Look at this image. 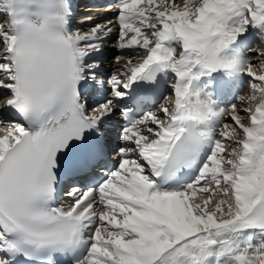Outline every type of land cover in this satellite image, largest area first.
Returning <instances> with one entry per match:
<instances>
[{"label":"snow or ice","instance_id":"obj_1","mask_svg":"<svg viewBox=\"0 0 264 264\" xmlns=\"http://www.w3.org/2000/svg\"><path fill=\"white\" fill-rule=\"evenodd\" d=\"M141 2L104 6L118 9L116 60L126 63L120 78L97 81L111 28L73 30L72 0H0V90L18 118L0 120V264H264V63L259 75L250 63L264 52L245 55L264 42V0ZM162 83L171 110L120 107L134 85ZM87 88L102 96L95 106ZM117 109V163L94 187L73 183L69 206L57 207L65 180L103 167ZM197 192L208 198L194 202Z\"/></svg>","mask_w":264,"mask_h":264},{"label":"rangeland","instance_id":"obj_2","mask_svg":"<svg viewBox=\"0 0 264 264\" xmlns=\"http://www.w3.org/2000/svg\"><path fill=\"white\" fill-rule=\"evenodd\" d=\"M176 3L179 4V2H177V1H176ZM146 7H148V5ZM79 10H81V9H79ZM97 11L98 10L87 9L86 11L84 10V13L82 14V16L84 17V19L86 17H91V19H86V20L87 21L90 20L92 22L91 23L92 25L100 24L102 26V22L105 20V17H102V15L97 14L98 13ZM86 20H84V21H86ZM91 24H90V26H92ZM0 28H2L4 30L6 29V27L4 25L0 26ZM130 36H131V34H129V36L126 37V39L130 38ZM109 48H110V51L108 53L109 54V58H107V62L106 63H107V65H110V69H109L110 72L107 73V76H111L112 75V72H113L114 74H118L119 77H120L121 76V72L123 71V66L126 63V58L125 59H121L119 61L116 60V57L118 55H121V52L117 48V38H115L109 44ZM254 48H255V51H253V52H247V55H250V56L255 57L257 52H264V42H261V44H259V47L256 48L254 46ZM132 51H133L132 49H125V50H123V52L125 54H128V53H130ZM132 59H133V62L135 63L137 59H140V57L133 56ZM250 63H252L253 65H256L257 66L254 70L259 75L260 74V66L264 62H262L259 58H256V59L251 60ZM112 66H113V68H112ZM249 91L251 92V89L250 88H247V90L243 91V94L244 95H248V94H250ZM167 96H168V99H171V100L174 99V95L172 93H169ZM0 102H1L0 103V106H1V104L3 105V103L5 102L3 96L1 97ZM164 106L168 107L170 110L172 108V107H169L168 104H166ZM242 108H243V105H241V104H239V102H237V112H240ZM157 111H159V110H157ZM152 112H154L156 114L158 113V112H156V110L155 111H152ZM159 112L161 113V111H159ZM225 114H227V116L232 115V113H231L230 110H228L227 112H225ZM5 116H6L7 120H9L8 114L7 115L4 114L3 108L0 107V120H6ZM242 122L243 123H247L248 122L247 121V118L246 117H242ZM7 127L8 126L6 124L0 123V136H3V135L6 134ZM234 127H235V125H230V127L228 129L220 128V130L218 131L219 138H220V132L221 131H229L230 132L232 130V128H234ZM239 138L240 137H237V139H239ZM225 143H226V148H228V150H230V146L232 144V140L229 139ZM224 155L225 156L227 155V151L224 153ZM208 195H209V193H200V192H197L196 195H195V197H194V202H202L204 199H207L208 198ZM214 204H215V201H211L209 203V211L212 210ZM103 211H104V209L102 207L101 213ZM102 236L105 239L108 238L107 237V233H105V232H102Z\"/></svg>","mask_w":264,"mask_h":264},{"label":"bare ground","instance_id":"obj_3","mask_svg":"<svg viewBox=\"0 0 264 264\" xmlns=\"http://www.w3.org/2000/svg\"><path fill=\"white\" fill-rule=\"evenodd\" d=\"M177 2H179V5H182L183 4V2H184V0H176ZM196 2H199V0H196ZM78 8H82V7H78ZM145 8H147V7H145ZM85 11L87 10V9H84ZM86 20V19H85ZM87 21V20H86ZM92 25V24H91ZM261 50V49H260ZM254 62V61H253ZM91 83V82H90ZM247 90V89H246ZM245 91V90H244ZM250 92V91H249ZM163 98V97H162ZM4 104H5V102H4ZM4 104L2 105L1 104V106H4ZM163 104H168L169 105V107H172L173 105L172 104H170V101L168 100V99H166L164 102H163ZM155 107V106H154ZM160 111V110H159ZM159 111H157L156 110V112H158L157 113V115H162V113H160ZM12 114L8 111V118H9V120H11V118H10V116H11ZM226 116L223 118V120L224 121H227L228 120V118H229V116H227V114H225ZM201 193V192H200Z\"/></svg>","mask_w":264,"mask_h":264}]
</instances>
